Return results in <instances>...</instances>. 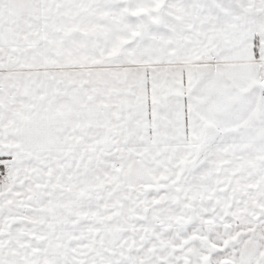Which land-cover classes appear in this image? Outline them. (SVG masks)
Here are the masks:
<instances>
[{
	"label": "snow or ice",
	"instance_id": "obj_1",
	"mask_svg": "<svg viewBox=\"0 0 264 264\" xmlns=\"http://www.w3.org/2000/svg\"><path fill=\"white\" fill-rule=\"evenodd\" d=\"M0 264H264V0H0Z\"/></svg>",
	"mask_w": 264,
	"mask_h": 264
}]
</instances>
